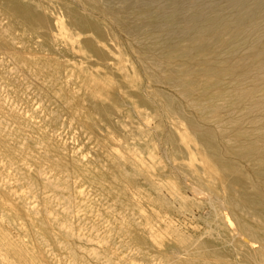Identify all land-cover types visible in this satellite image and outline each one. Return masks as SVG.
<instances>
[{"label":"rangeland","instance_id":"1","mask_svg":"<svg viewBox=\"0 0 264 264\" xmlns=\"http://www.w3.org/2000/svg\"><path fill=\"white\" fill-rule=\"evenodd\" d=\"M18 1L47 23L0 0V264H229L194 189L227 198L225 163L264 186L238 156L264 134V0L68 2L101 33Z\"/></svg>","mask_w":264,"mask_h":264},{"label":"bare ground","instance_id":"2","mask_svg":"<svg viewBox=\"0 0 264 264\" xmlns=\"http://www.w3.org/2000/svg\"><path fill=\"white\" fill-rule=\"evenodd\" d=\"M88 1H89L88 5L91 9H93V10H99L100 9L98 6L97 0H88ZM68 2L69 3H80L81 0H64V3L62 5L63 9L70 16H72L73 21L77 25L82 26V27L87 28V29L94 28L99 33L102 32L98 26H95L92 23L89 16L78 15L70 7V5H68ZM3 3L9 12H12L13 14L18 16L19 18H21L25 22H28L30 24H41V25H44L47 23L45 17L40 12V9L42 8L41 5H38L36 7H34L32 5L28 6L22 2H19L18 0H3ZM208 9L211 10V8H208ZM0 10H2V9H0ZM103 10L107 14L108 17L113 18L114 21L117 22L115 16L113 14H111L110 11L107 10V8L103 7ZM213 11H211V12H213ZM81 12H83V11H81ZM242 12H240V13H242ZM6 18H7V16H6ZM256 21H257V19H256ZM219 27H217V28H219ZM259 27H260V25H259ZM238 30H240V29H238ZM245 32H247V30ZM136 33H137V31H136ZM227 33H229V32H227ZM223 36L224 35L222 34V38H224ZM225 36L227 37V35H225ZM229 36L230 35H228V37ZM250 43H251V41H250ZM173 45L175 46L174 43H173ZM183 77H184V75H183ZM245 79H247V78H245ZM222 81H224V80L222 79ZM241 83H243V82H241ZM256 105H260V104H256ZM254 107H256V106H254ZM182 121H184V120H182ZM250 121H252V120H250ZM198 126H199V124H198ZM193 127L195 129H197L196 125H193ZM196 132H197L198 136L200 137V139L203 142L208 143L210 145V147L213 149V145H214L213 133L211 131H208V130L207 131L197 130ZM222 136H224V135H222ZM262 141H264V134H259L256 137V139L254 140V142H251L249 145H247L245 147L243 146V148H240L238 150V156L240 158H242L243 160H246L250 164L249 166L251 168L252 174L255 176L256 179L261 180V182L264 185V146L260 145V143ZM230 147H232V146H230ZM222 169H223L224 173L226 174V178L229 180V183L227 186V191H228L227 198L221 199V198L209 196V195H206L204 190L201 188H195L194 189V193L197 196L203 197V200L205 201V203H207L209 205V207L211 208V216L213 218V222H214V224L218 225V228H214V227L212 228V233L210 234L211 235L210 237L212 238L213 241H218L220 243L219 245L221 246L222 250L225 251L227 258L230 260L229 264H264V186L260 187V185L255 184L254 182H251L249 177H245L243 174L242 175L240 174V177H235L234 174H239V170L232 167V165H230L228 163H225L222 166ZM50 186H51V188H56V186L53 184H50ZM209 227H210V225H209Z\"/></svg>","mask_w":264,"mask_h":264}]
</instances>
